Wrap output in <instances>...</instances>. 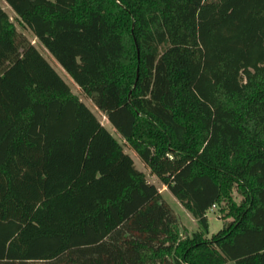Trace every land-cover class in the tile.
Masks as SVG:
<instances>
[{
  "label": "trees",
  "instance_id": "1",
  "mask_svg": "<svg viewBox=\"0 0 264 264\" xmlns=\"http://www.w3.org/2000/svg\"><path fill=\"white\" fill-rule=\"evenodd\" d=\"M5 1L0 264H264V0Z\"/></svg>",
  "mask_w": 264,
  "mask_h": 264
},
{
  "label": "rangeland",
  "instance_id": "2",
  "mask_svg": "<svg viewBox=\"0 0 264 264\" xmlns=\"http://www.w3.org/2000/svg\"><path fill=\"white\" fill-rule=\"evenodd\" d=\"M1 3L7 5L5 0H0ZM10 9V7H9ZM11 17H14V13H11ZM28 37L30 40L41 50V52L47 57V59L52 63V65L57 69V71L60 73V75L66 80V82L71 86L72 90L76 93H78L83 100L86 102V104L95 112V114L99 117L101 122L106 125V127L120 140L121 136L119 133L116 132L115 128L112 126V124L106 119V117L103 115L101 110L94 104V102L86 98L84 93L80 90L78 84L73 80V78L67 73V71L61 66V64L54 58V56L51 55V53L45 48V46L35 37V35L32 33V31H26ZM125 150L133 157L135 161V165L138 169L144 171L148 179L155 183L160 191L163 192L164 197L166 200L171 204L175 212L177 213L179 217V224L180 227L184 233L185 230L189 234H191L193 231L197 230L199 228V222L197 219L193 216V214L186 209L183 204L172 194L170 190L167 189L165 185L159 180L158 176L156 174H151L150 170L146 167L143 160L139 157L137 152L132 149L126 147ZM208 223H209V230L211 233L218 231L223 226V221L221 219L222 212L220 211V207L218 205H214L211 207L208 212ZM225 264H237L235 261L229 260Z\"/></svg>",
  "mask_w": 264,
  "mask_h": 264
},
{
  "label": "crops",
  "instance_id": "3",
  "mask_svg": "<svg viewBox=\"0 0 264 264\" xmlns=\"http://www.w3.org/2000/svg\"><path fill=\"white\" fill-rule=\"evenodd\" d=\"M6 2V1H5ZM7 3V2H6ZM0 4L3 6V8L11 15V13L13 14L14 13V11H13V9L11 8V6L8 4V6L10 7V9H9V7H7V5H5V4H3V3H1L0 2ZM103 115L106 117V115L103 113ZM106 119H107V117H106Z\"/></svg>",
  "mask_w": 264,
  "mask_h": 264
}]
</instances>
